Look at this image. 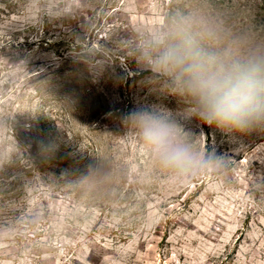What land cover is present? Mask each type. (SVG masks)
<instances>
[{"label": "rangeland", "instance_id": "1", "mask_svg": "<svg viewBox=\"0 0 264 264\" xmlns=\"http://www.w3.org/2000/svg\"><path fill=\"white\" fill-rule=\"evenodd\" d=\"M211 1L0 0V264H264V126H206L141 60L190 15L264 46V0ZM140 109L194 159L163 163Z\"/></svg>", "mask_w": 264, "mask_h": 264}, {"label": "clouds", "instance_id": "2", "mask_svg": "<svg viewBox=\"0 0 264 264\" xmlns=\"http://www.w3.org/2000/svg\"><path fill=\"white\" fill-rule=\"evenodd\" d=\"M142 62L166 78L176 95L191 98L205 125L245 133L264 126V46L248 47L207 19L189 16L149 34ZM166 165L194 157L163 111L127 113Z\"/></svg>", "mask_w": 264, "mask_h": 264}, {"label": "trees", "instance_id": "3", "mask_svg": "<svg viewBox=\"0 0 264 264\" xmlns=\"http://www.w3.org/2000/svg\"><path fill=\"white\" fill-rule=\"evenodd\" d=\"M231 1L232 0H218V1H211V6H212V9L215 10L216 13H219L221 14L222 16L226 17V19H228V21L230 23L233 22L230 14L226 13V11H228V9L230 8V6L232 5L231 4ZM230 3L229 6H227V4ZM144 73H140L139 75H136L138 77H141L143 76ZM128 84V83H127ZM44 102V101H43ZM26 170H30L32 169V165H27V167H25Z\"/></svg>", "mask_w": 264, "mask_h": 264}]
</instances>
